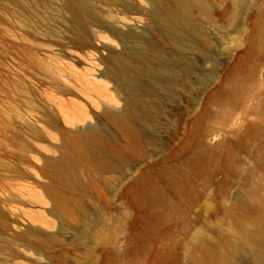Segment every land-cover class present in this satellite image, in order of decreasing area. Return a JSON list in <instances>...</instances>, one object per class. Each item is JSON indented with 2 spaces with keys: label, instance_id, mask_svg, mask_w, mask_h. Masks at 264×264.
I'll list each match as a JSON object with an SVG mask.
<instances>
[{
  "label": "rangeland",
  "instance_id": "rangeland-1",
  "mask_svg": "<svg viewBox=\"0 0 264 264\" xmlns=\"http://www.w3.org/2000/svg\"><path fill=\"white\" fill-rule=\"evenodd\" d=\"M80 1L0 0V245L19 252L10 263L227 264L235 251L253 264L235 225L256 211L251 196L264 200V0H182L193 30L157 19L148 2ZM88 127L105 156L66 144ZM47 161L79 183L85 210L62 233L40 216ZM40 238L41 260L16 245Z\"/></svg>",
  "mask_w": 264,
  "mask_h": 264
},
{
  "label": "bare ground",
  "instance_id": "bare-ground-1",
  "mask_svg": "<svg viewBox=\"0 0 264 264\" xmlns=\"http://www.w3.org/2000/svg\"><path fill=\"white\" fill-rule=\"evenodd\" d=\"M139 1L141 3L148 2L152 6V9L155 11V17L157 19L163 20L165 22H170L172 20L173 21L176 20L181 25V27L193 30V24H191V22H190L191 17H190V14L188 12L189 7L182 0H173L178 5V6H176L177 10H176V8L171 9V8L167 7L165 5L164 0H139ZM64 4H66V7H74L76 5L79 8L81 7V5H84V4H82V1H80V0H64ZM198 6H200V10L203 13H205L206 15L209 16V11L206 8L201 7V5H199V4H198ZM175 27H177V26H175ZM118 62L119 61H117V63ZM116 65H117L116 63H113L112 66H109L107 74L113 80L115 85L119 86L122 79L125 78V75L119 74V71L114 69V66H116ZM120 72H122V70ZM119 87H121V86H119ZM120 122L123 126H125L127 128H132L128 118L122 117ZM51 125H53V127L56 126L55 123H51ZM95 131H96L95 128L88 127L81 134H78V136H69L66 139V144L75 147V149L78 151L80 150V148H82V150H83L84 147L86 149L92 147L94 152H95L94 157L96 154L103 156L104 151L106 150V146H105V144H103L102 141H100V143H99V140L95 134ZM88 145L90 147H88ZM97 151L99 153H97ZM0 157H2V156H0ZM59 159H60V161L66 160V158L63 155L62 156L60 155ZM46 165L50 169V170H48V175H50L52 177L53 182L51 185L44 187L45 188L44 192H46V196H44V197L47 199V201L49 200V202H47V201L44 202V205L46 207L40 202L44 206L43 212L46 214V215H43L44 213L42 214V212H41L40 216L44 219V223H46L48 225L51 223V220L49 221L48 218L56 220L57 221L56 223H58L57 225H59V228L61 229L60 233H62V225H61L62 221L68 220L73 224L78 223L81 219V215L85 213L84 207L80 202V197L75 195V189H76L77 184H79V183L78 182L71 183L69 176L67 175V171H64V169L56 166L55 162H48ZM0 169H2L1 168V160H0ZM1 174H2V172H1ZM132 185H133V182H131L129 185H127L126 189H129ZM42 192H41V195L39 192H38L39 194L37 192H36V194L40 195L42 197ZM254 194H256V192H254ZM44 195H45V193H44ZM24 196L27 197L26 195H24ZM44 197H43V199H44ZM250 198H251L250 202L253 203L254 209L256 211L251 213V216L248 220H246L244 222H240L238 225H235L236 237H237V239H238V237H240V239H241V241H243L244 245H246L248 247V250L250 251V254H251L253 264H264V200H262L261 198H259L257 196H251ZM38 199H41V198H38ZM25 200H26V198H25ZM27 201H28V203H30L34 206L37 205V203H38V201L35 202L33 200H30V199ZM42 202H43V200H42ZM57 233H59V232L57 231ZM28 234H29V232H28ZM26 235H27V233H26ZM54 235H56V233ZM33 238H35V236ZM55 238L53 239L54 241H55ZM26 240H27V238H26ZM50 240H51V237H50ZM16 245H19L24 249L23 254L26 255L25 250L27 253H28V251H32L30 253H32V254L34 253L39 257L42 254L41 250L48 249L49 242H48V239L41 240V238H40V240L37 242L29 241L27 243L16 244ZM14 247H16V246L14 245ZM14 247H12L11 245H5V246L0 245V264H8V263L9 264H15L16 263V262L10 263L11 258L18 256L17 254L19 253V252H17V250L14 249ZM234 247H235V245L233 246V248ZM233 252H235V251H232L231 254L226 257L225 261L227 262V264H241L240 262H237L235 255L232 254ZM30 253H29V255H30ZM36 255H34V256H36ZM40 258L44 259L43 256L39 257V259Z\"/></svg>",
  "mask_w": 264,
  "mask_h": 264
}]
</instances>
